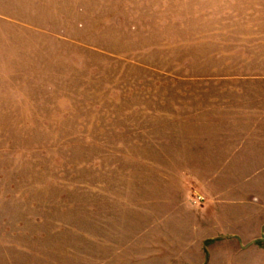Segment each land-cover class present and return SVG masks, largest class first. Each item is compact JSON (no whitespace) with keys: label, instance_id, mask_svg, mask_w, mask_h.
Segmentation results:
<instances>
[{"label":"rangeland","instance_id":"1","mask_svg":"<svg viewBox=\"0 0 264 264\" xmlns=\"http://www.w3.org/2000/svg\"><path fill=\"white\" fill-rule=\"evenodd\" d=\"M0 264H264V0H0Z\"/></svg>","mask_w":264,"mask_h":264}]
</instances>
